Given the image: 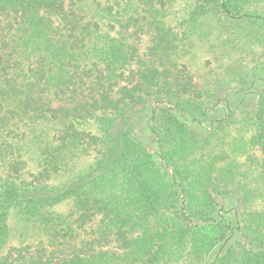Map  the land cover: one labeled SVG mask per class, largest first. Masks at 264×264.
<instances>
[{"label": "trees", "instance_id": "trees-1", "mask_svg": "<svg viewBox=\"0 0 264 264\" xmlns=\"http://www.w3.org/2000/svg\"><path fill=\"white\" fill-rule=\"evenodd\" d=\"M262 1L183 24L264 28ZM170 8L0 0V264H264V68L201 89ZM13 215L43 238L11 244Z\"/></svg>", "mask_w": 264, "mask_h": 264}, {"label": "rangeland", "instance_id": "rangeland-1", "mask_svg": "<svg viewBox=\"0 0 264 264\" xmlns=\"http://www.w3.org/2000/svg\"><path fill=\"white\" fill-rule=\"evenodd\" d=\"M194 1L171 0L167 23L174 31L187 33L183 34V41L175 59L190 69L201 89L212 90L219 78L227 80L226 88L234 87L238 80L233 77V73H240L245 69L255 70L256 67L264 68V28L261 25H251L245 19L241 24L235 25L216 15L207 16L197 23L183 24L187 18L186 8ZM256 9L264 13V1ZM146 46L148 41L142 43L141 50H145ZM229 93L230 96L233 95ZM225 94L228 95V91H221L220 96L224 97ZM151 147L156 150L155 146ZM92 160V156L83 157L77 160L74 168L77 171L82 170ZM69 207L70 203L57 207L55 211L63 213ZM9 223L12 230L11 244L34 243L43 238L41 232L26 225L15 215L10 218Z\"/></svg>", "mask_w": 264, "mask_h": 264}]
</instances>
